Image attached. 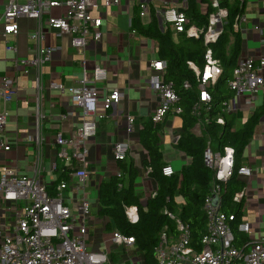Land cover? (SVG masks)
Listing matches in <instances>:
<instances>
[{"label":"built area","instance_id":"2783aa9c","mask_svg":"<svg viewBox=\"0 0 264 264\" xmlns=\"http://www.w3.org/2000/svg\"><path fill=\"white\" fill-rule=\"evenodd\" d=\"M226 0H209L212 8L206 28L191 23L187 14L176 7H167L161 13L164 28L170 27L176 33L204 37L207 46L206 64L198 67L195 62L189 65L195 71L199 95L193 105V113L198 122L210 123L213 119L218 124L225 123V116L244 110L253 114L258 104L263 105L264 97V56H240L230 78L224 84L228 96L223 99L220 110L209 116L215 108L214 91L224 73L220 60L214 57L208 41L215 42L227 22L229 10L223 5ZM233 1V0H228ZM243 1V0H238ZM120 0H106V5L119 4ZM96 0H9L5 9L0 12V35L7 38L18 32V20L22 17L33 18L38 22L30 36L36 44V54L32 58H15L16 67H23L24 73L32 70L36 73V87H43L44 68L53 56L54 49L44 44V27L56 28L61 33L72 35V44L78 50H85L91 42L98 43L103 38L101 17H93L91 10ZM66 5L68 11L61 17L51 15L53 7ZM140 15L149 9L146 3L141 4ZM246 18L237 17L236 28ZM259 30V26H255ZM8 49L16 50L8 45ZM152 68L158 74L151 75L145 86L151 88L158 96L159 106L151 115L154 123H159L170 113L181 114L183 109L178 105L180 99L173 82L164 78L167 63L158 59L152 62ZM109 71L99 66L93 72L92 79L83 78L79 86L66 87L63 83L52 82L50 87L70 95L73 105L83 108V119L75 128L71 137L60 132L55 140L58 145L57 155L65 162L76 163L69 180H61L54 193L48 190L41 177L45 157V137L41 131L45 114L41 109L42 91L37 98L36 125L38 134L31 138V163L34 172L28 174L15 166L0 169V264H124L115 263L107 249L94 251L88 248L93 203L86 196L78 197L84 190V184L91 176L89 170L90 141L96 136L98 118L122 99L118 89L109 91L101 97L98 83L108 80ZM190 84L186 83V87ZM16 93V80L3 77L0 82V100L10 102ZM102 100V102H100ZM101 103V105H100ZM10 111L4 107L0 110V155L13 149L18 140L10 139L6 134ZM69 113L63 114L65 120ZM135 118L128 117L129 133L135 131ZM71 148V149H69ZM131 150L128 141H119L114 145V156L119 162L126 161ZM235 148L225 146L223 151L216 150L208 142L205 150V164L214 171V180L209 193L203 202L207 217L206 232L202 237L201 250L190 243L189 225L177 219L178 234H169L163 230L156 248L155 258L159 264H264V235L240 248L235 244V235L230 220L232 216L222 209L221 182L233 175L251 176L253 169L248 165L235 167ZM54 169L57 163H53ZM150 171V169H148ZM167 176L175 169L172 164L163 168ZM121 172H119L120 174ZM77 178V182L69 181ZM68 189V194L66 190ZM247 186L237 192L234 199L240 202L246 194ZM156 195V191L152 196ZM126 215L131 223L139 220L137 205L126 206ZM239 230L248 233L250 225L240 223ZM113 246L127 249L135 245V239L118 229L113 231Z\"/></svg>","mask_w":264,"mask_h":264},{"label":"crops","instance_id":"0c3cea01","mask_svg":"<svg viewBox=\"0 0 264 264\" xmlns=\"http://www.w3.org/2000/svg\"><path fill=\"white\" fill-rule=\"evenodd\" d=\"M8 2L9 0H0V12L5 9ZM143 3L149 7L143 16L140 15L144 24L150 23L156 15L160 25L161 13L167 7H176L183 11L188 6L187 0H120V3L116 5H106V0H96L91 15L103 19V38L98 43L91 41L85 50H78L73 46L70 33H61L56 28L44 27V44L54 49L51 62L44 68L41 90V109L45 114L41 131L45 137V157L41 177L50 192H55L61 180L70 179V174L74 172L76 165L74 161L65 162L58 157L55 137L60 132L65 137H71L83 119V108L73 105L68 93L52 89L50 84L59 82L66 87L79 86L81 79H92L95 68L102 66L108 69L109 76L107 81L97 84L101 89V97L114 89L120 90L123 95L118 104L113 105L103 117L98 118L97 134L89 143L91 176L84 184V190L78 193L79 198L83 196L93 198L92 218L89 225L92 242L95 239L92 236L93 228L95 232L97 231L95 216H100L98 186L103 179H109L123 172L120 162L114 156V145L117 142L128 141L130 143V154L124 162L133 163L138 171L135 189L141 203L145 204L158 187L157 182L149 175V168L146 164L149 155L140 140V132L144 123L151 120V115L159 106L158 96L151 88L145 86V81L151 75L160 73L152 68V62L159 59L157 41L139 33L134 28L135 18L138 17L141 11L140 6ZM244 3L245 9L241 16L246 18V23L242 22L240 27L236 28L235 22V28L241 36L240 56L248 55L259 58L264 56V0H245ZM206 9L207 4L202 5V10ZM67 11L66 5L53 7L51 15L61 17ZM256 25L259 26V30L255 29ZM37 26L38 22L35 19L22 17L18 20L19 28L16 34L9 35L7 38L0 35V82L6 76L16 80V93L13 99L6 104L0 100V110L6 107L10 111L6 134L10 139L18 140L11 151L1 155L0 169L15 166L28 174L34 172L30 156L33 153L30 139L38 134L35 114L37 98L41 91L36 87V73L32 70L25 74L23 67H16L15 58L29 59L36 54V44L30 33ZM8 45L15 46L16 50L8 49ZM263 105L258 104L255 110ZM240 112L230 114V116H235L237 121ZM66 113H69V116L63 120L62 115ZM253 114L245 111L242 127L236 128L235 121L234 129L243 128ZM129 116L135 118L136 128L132 133L127 130ZM261 121L264 122V115L256 125L253 134V138L256 135L260 136L256 155L244 158L243 162V165L252 167L253 173L251 176H238L247 186L246 194L241 200L243 210L240 223L250 225L248 233L239 231L248 238L249 243L264 235V125H260ZM161 122H163V128L160 133V145L164 161L172 164L175 171H180L185 164L190 162V157L183 152L185 155L180 159L167 162L165 155L169 150H179L175 144L183 131V118L181 114L170 113ZM203 130L204 124L197 121L193 131L201 135ZM214 146H216L215 143L212 147ZM54 162L57 163L56 169L53 167ZM65 170L69 172L67 178L63 176ZM75 182H77L76 177L69 181L70 184ZM65 192L68 194V189ZM102 218L105 228L107 219ZM102 248L109 249L105 244ZM109 251L115 263L144 264L142 253L136 245L116 250L112 247ZM124 252H128V255H124ZM135 256L137 258L139 256L138 261Z\"/></svg>","mask_w":264,"mask_h":264},{"label":"trees","instance_id":"16d2710c","mask_svg":"<svg viewBox=\"0 0 264 264\" xmlns=\"http://www.w3.org/2000/svg\"><path fill=\"white\" fill-rule=\"evenodd\" d=\"M245 0L224 1L223 5L229 10L227 22L219 38L210 45L214 57L220 60L224 73L214 91L215 108L209 116L220 110L224 98L228 96L222 88L230 78L231 72L241 54V36L235 28L238 15L245 9ZM188 6L183 12L190 18L191 23L201 28H206L212 8L209 0H187ZM207 4V9L202 10V5ZM134 28L141 34L152 38L158 43L157 55L166 61L167 68L164 75L166 81L173 82L179 94L178 105L183 109V131L175 146L190 157V162L185 164L180 171H175L171 176L163 172L168 165L160 145V133L163 122L154 123L152 120L144 123L140 132L141 144L147 150L149 159L146 162L150 169L149 175L157 182L156 195L147 199L143 204L135 189V180L138 175L133 163L120 162L123 172L115 174L109 179H103L98 186L99 215L107 219L105 230L118 229L120 232L132 236L135 245L142 253L144 264H159L155 258L156 248L163 230L169 234H178L177 219L189 225L190 243L198 250L203 248L202 237L206 232L207 217L203 210V202L209 193L214 180V171L205 164V150L210 141L216 150L223 151L225 146L235 148L236 170L243 165L244 151L251 142L255 127L264 115V105L250 116L243 128L234 129L235 116L226 115L225 123L218 124L215 119L210 123L204 122L201 135L193 131L198 118L193 113V105L198 99L197 75L189 65L190 61L204 68L205 52L207 46L203 35L201 37L189 36L186 33H176L170 27L161 28L156 15L148 24L140 19V12L134 21ZM232 45L229 48L228 44ZM186 83L190 86L186 87ZM69 172L63 173L67 178ZM127 181V183H126ZM246 183L237 174L221 182L222 209L233 217L230 220L232 231L235 235V244L247 247L248 238L239 231L240 216L243 202H237L234 196L243 190ZM182 199L180 206L176 203V193ZM52 193V192H51ZM137 205L139 220L131 223L126 215V206Z\"/></svg>","mask_w":264,"mask_h":264},{"label":"rangeland","instance_id":"374dc122","mask_svg":"<svg viewBox=\"0 0 264 264\" xmlns=\"http://www.w3.org/2000/svg\"><path fill=\"white\" fill-rule=\"evenodd\" d=\"M232 45V43L228 44V47L230 48ZM241 112L239 113L238 119L236 121V128H240L243 125L244 122V116H245V111L244 110H240ZM264 125V122H260V125ZM260 144V136L256 135L252 141L247 145V147L245 148L244 151V158L247 159L246 157H252L256 155V149ZM185 154L180 151V150H169L166 152L165 155V160L168 162L173 161V160H178L181 157H183ZM0 159H1V155H0ZM141 198L143 199L144 196L143 194L141 195ZM91 202H93V198L90 199ZM181 196L180 194L177 192L176 193V203L178 206L181 205ZM96 225H97V231H94L93 228V234L92 236L95 237L94 241L92 242L91 240H88L87 242V246L89 249L94 250V251H101L103 250L102 245L105 244L107 245V247L111 250V248L113 247V250L119 249L116 246H113V242H112V236H113V231L112 230H105L104 228V219L101 216L96 215ZM115 247V248H114ZM108 249V250H109ZM124 255H128V252H124ZM136 260L138 261V258L135 256Z\"/></svg>","mask_w":264,"mask_h":264},{"label":"water","instance_id":"95a60500","mask_svg":"<svg viewBox=\"0 0 264 264\" xmlns=\"http://www.w3.org/2000/svg\"><path fill=\"white\" fill-rule=\"evenodd\" d=\"M160 25H161V28H163V22H162V20H160ZM199 37H201V36H199ZM212 43H214L213 41H208V44H212Z\"/></svg>","mask_w":264,"mask_h":264}]
</instances>
